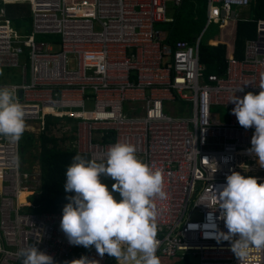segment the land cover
<instances>
[{"label":"built area","instance_id":"2783aa9c","mask_svg":"<svg viewBox=\"0 0 264 264\" xmlns=\"http://www.w3.org/2000/svg\"><path fill=\"white\" fill-rule=\"evenodd\" d=\"M14 1L0 0V69L18 68L23 80L0 87L15 86L26 112L24 132L39 133L47 115L66 118L63 131L74 134L77 153L99 157L126 140L142 160L160 168L167 192V198L155 200L161 264L175 256H187L188 264L191 257L198 264H264V248L250 246L238 258L232 239L220 237L228 230L216 202V189L233 170L264 180V167L247 151L255 127L240 126L230 101L260 91L264 21L256 22L243 57L227 58L224 75L205 76L203 34L192 42L166 44V31L156 28L174 21L167 4L177 7L184 0H22L31 8L28 36L6 20L4 6ZM249 2L208 0L204 31L236 21V9ZM47 35L58 39L41 38ZM21 141L0 137V264H23L18 252L30 244L52 255L55 264L82 255L109 264L107 254L101 257L94 246L69 243L60 229L64 206L21 211L27 205L22 194L40 187L39 171L22 169ZM194 210L201 219L190 218Z\"/></svg>","mask_w":264,"mask_h":264},{"label":"clouds","instance_id":"9594fccd","mask_svg":"<svg viewBox=\"0 0 264 264\" xmlns=\"http://www.w3.org/2000/svg\"><path fill=\"white\" fill-rule=\"evenodd\" d=\"M258 87L259 93L249 91L242 97L233 96L230 101L235 104L232 113L240 126L255 127L247 151L254 153L264 167V73ZM25 116L15 86L0 87V137L18 142L27 127ZM241 168L249 171L246 164ZM65 175L64 190L72 195L66 197L60 229L70 244L94 246L101 257L108 254L118 264H161L157 255L155 200L167 198V192L160 168L142 160L134 144L119 140L99 157L77 153ZM102 177L113 181L111 188ZM226 181L216 189L220 218L228 230L221 232L220 237L232 239V250L243 258L250 246L264 248V182L257 176L234 170ZM18 256L23 258V264H55L54 257L36 244L21 248ZM64 264H100V261L82 255Z\"/></svg>","mask_w":264,"mask_h":264},{"label":"trees","instance_id":"16d2710c","mask_svg":"<svg viewBox=\"0 0 264 264\" xmlns=\"http://www.w3.org/2000/svg\"><path fill=\"white\" fill-rule=\"evenodd\" d=\"M207 3L208 0H184L175 7L171 13L174 18L173 23L162 24L167 33L165 43L172 44L176 40L192 42L195 37L200 35L207 23ZM257 21H264V0H250L236 21H229L223 26L216 25V33H220V35H218L217 43L212 41V43H216L215 45H209L202 39L200 62L205 68V76H222L226 70L227 58L241 59L243 57L244 43L255 37ZM17 22L16 30H23L20 29L19 21ZM31 33L32 26L28 30H24L23 35L28 36ZM63 121H67V119L47 115L42 119L41 130L36 138L30 133L22 135L21 148L24 151L20 155L31 154L35 149L40 172L39 189L28 196L22 194L21 200L27 203L21 210L24 213L60 210L68 202L66 197L72 195L64 190L65 173L67 167L72 163L73 156L77 153L70 148L59 147L60 139L54 133L59 130ZM36 141L38 144H35ZM102 179L111 188L113 181L103 177ZM260 181L264 182L263 179ZM166 261L167 264H188L187 256L183 259L180 256H175Z\"/></svg>","mask_w":264,"mask_h":264},{"label":"rangeland","instance_id":"374dc122","mask_svg":"<svg viewBox=\"0 0 264 264\" xmlns=\"http://www.w3.org/2000/svg\"><path fill=\"white\" fill-rule=\"evenodd\" d=\"M167 6H168L167 14H171L175 7L173 6L172 3H168ZM4 9L6 11V20L9 22L10 27H12L15 31H17L18 34L23 35L24 30H28L29 27L31 28L32 26L31 8H30V5H28L26 1L15 0L13 3L6 4L4 6ZM236 10L241 15L242 9L239 8ZM17 21H19L21 25L20 29H23V30L21 31L16 30L15 27L17 26V23H18ZM215 26L216 24H212L206 31H204L205 30L204 28L203 32L201 33L203 34L202 35L203 41L208 43L209 45H215L216 43H212V41L214 40L216 42L217 36L220 35V33H216L217 29H215ZM156 28L160 31L165 30V26L162 24L156 25ZM41 38L47 42H52L58 39L57 37H52V36H43ZM41 38H38V40ZM229 40L231 42V37L229 38ZM54 51L57 52L58 48L55 47ZM69 67H74V62H71ZM22 80H23V76H22L20 69L14 68V67L9 68V69L8 68L0 69V82L20 83L22 82ZM87 108H90V105H88ZM54 133L56 134L57 138L60 139L58 142L59 147H64L66 143L70 142L69 139H67L65 143L61 141L62 137L64 136L63 135L64 131L62 129H59L55 131ZM35 135H36L35 137H37L38 134L35 133ZM35 144H38V142L36 141ZM35 156H37V151L35 149L32 151L31 154L29 153V154H24L22 156L20 155L22 169H24L27 172H31V173L38 172L39 171L38 162ZM190 218L193 220L201 219V214L198 213L196 210H194L191 213ZM107 257H109V260H110L109 264H118L115 257H111L108 254H107ZM190 262L191 264H198V259L191 257Z\"/></svg>","mask_w":264,"mask_h":264},{"label":"crops","instance_id":"0c3cea01","mask_svg":"<svg viewBox=\"0 0 264 264\" xmlns=\"http://www.w3.org/2000/svg\"><path fill=\"white\" fill-rule=\"evenodd\" d=\"M240 9H243V8H240ZM237 12V11H236ZM238 13V12H237ZM238 15L240 16V14L238 13ZM239 16H238V18H239ZM237 18V19H238ZM231 22V21H230ZM201 35V34H200ZM218 42V36H217V39H216V43ZM244 49V48H243ZM21 71V70H20ZM0 84H13V83H6V82H4V83H0ZM67 121H63V123H61V126H59V129H62L63 130V127L64 126H66L67 125V123H66ZM24 133H30V134H33L34 136H36L35 135V133H32V132H24ZM38 135H39V133H37ZM37 135V136H38ZM63 137H62V139H61V141H63L64 143L66 142V140L67 139H69L70 140V142L69 143H66V145L64 146V147H61V148H70V149H72V150H74V151H76V149L73 147V141L75 140V136H74V134L72 135L71 133H68V132H64L63 133ZM36 138V137H35ZM77 153V152H76ZM89 158V157H88ZM40 173V172H39Z\"/></svg>","mask_w":264,"mask_h":264},{"label":"water","instance_id":"95a60500","mask_svg":"<svg viewBox=\"0 0 264 264\" xmlns=\"http://www.w3.org/2000/svg\"><path fill=\"white\" fill-rule=\"evenodd\" d=\"M19 96H20V97L22 96V90L19 91ZM23 151H24V149L21 148V149H20V152L23 153Z\"/></svg>","mask_w":264,"mask_h":264},{"label":"bare ground","instance_id":"6f19581e","mask_svg":"<svg viewBox=\"0 0 264 264\" xmlns=\"http://www.w3.org/2000/svg\"><path fill=\"white\" fill-rule=\"evenodd\" d=\"M258 164H260L259 161H258Z\"/></svg>","mask_w":264,"mask_h":264}]
</instances>
